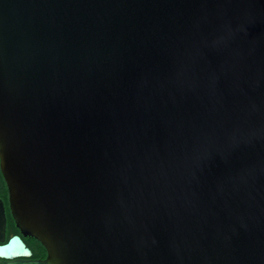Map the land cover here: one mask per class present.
Here are the masks:
<instances>
[{"label": "water", "instance_id": "1", "mask_svg": "<svg viewBox=\"0 0 264 264\" xmlns=\"http://www.w3.org/2000/svg\"><path fill=\"white\" fill-rule=\"evenodd\" d=\"M0 174V264H264V0H0Z\"/></svg>", "mask_w": 264, "mask_h": 264}, {"label": "trees", "instance_id": "2", "mask_svg": "<svg viewBox=\"0 0 264 264\" xmlns=\"http://www.w3.org/2000/svg\"><path fill=\"white\" fill-rule=\"evenodd\" d=\"M0 199L3 201L5 207V217H6L5 237L7 239L12 234H19V231L15 227L8 209L7 190L1 174H0ZM23 239L26 245L32 250L31 252L32 258L41 259L45 257L46 255L45 250L37 240L30 237H23Z\"/></svg>", "mask_w": 264, "mask_h": 264}, {"label": "flooded vegetation", "instance_id": "3", "mask_svg": "<svg viewBox=\"0 0 264 264\" xmlns=\"http://www.w3.org/2000/svg\"><path fill=\"white\" fill-rule=\"evenodd\" d=\"M20 235V234H19ZM21 238H22V240L24 241V239H23V237L21 236ZM24 243H25V241H24ZM26 244V243H25ZM30 249V248H29ZM31 250V249H30ZM31 252H32V250H31ZM31 259H35V258H32V257H30Z\"/></svg>", "mask_w": 264, "mask_h": 264}]
</instances>
